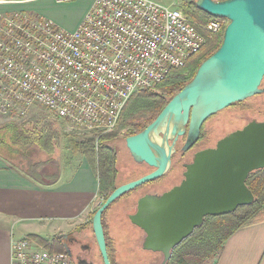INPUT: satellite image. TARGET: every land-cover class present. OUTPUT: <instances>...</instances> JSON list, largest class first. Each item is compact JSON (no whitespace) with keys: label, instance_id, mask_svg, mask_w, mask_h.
Here are the masks:
<instances>
[{"label":"built area","instance_id":"1","mask_svg":"<svg viewBox=\"0 0 264 264\" xmlns=\"http://www.w3.org/2000/svg\"><path fill=\"white\" fill-rule=\"evenodd\" d=\"M226 25L212 18L196 26L151 0H94L71 32L40 16L0 14V118L42 107L98 141L117 127L131 97L183 69L205 36L221 35ZM11 264L74 262L24 238L11 243Z\"/></svg>","mask_w":264,"mask_h":264},{"label":"water","instance_id":"2","mask_svg":"<svg viewBox=\"0 0 264 264\" xmlns=\"http://www.w3.org/2000/svg\"><path fill=\"white\" fill-rule=\"evenodd\" d=\"M195 6L211 18L227 21L222 43L149 125L125 139L133 161L154 171L114 189L93 214L91 227L103 264H110L102 226L105 210L125 194L161 178L180 137H186L182 148L186 151L196 142L206 119L264 93L260 88L264 78V0H196ZM262 169L264 122H250L219 140L215 148L196 153L178 186L159 197L145 196L138 201L130 221L146 234L144 250L168 258L205 218L250 206L254 197L245 182L251 173Z\"/></svg>","mask_w":264,"mask_h":264},{"label":"rangeland","instance_id":"3","mask_svg":"<svg viewBox=\"0 0 264 264\" xmlns=\"http://www.w3.org/2000/svg\"><path fill=\"white\" fill-rule=\"evenodd\" d=\"M151 1L165 7H173L182 13L185 12L189 4L196 2V0ZM55 2L56 0H0V14L9 15L20 9L18 12L23 14L40 16L47 20L48 18H51L56 24H54L56 27L68 31L71 30L75 23L82 17V15H84L90 4V0H74L63 3ZM208 42L209 41H207L202 51L188 62L186 68H192L194 63L202 62L201 59L204 58L210 49L211 44ZM261 86L264 88V79ZM150 91L157 94L161 92L158 87ZM151 115L150 112H147L146 114L137 116V119L139 120V123H142L148 120ZM253 119L264 121V94L234 104L217 113L208 123V126H212V132L208 135V141H205L209 144H215L217 140L225 136L228 132L242 127ZM122 123L123 122L120 121L117 127L110 133V135H113L112 138L100 142L101 146L109 147L115 153L114 169L118 172V181H123L127 178L129 172L136 168L125 147V139L127 138L129 131L124 129V127H121ZM7 124L21 125L28 130L29 134L32 133L31 128L36 129L37 132H42L49 137L51 144L50 149L43 151L33 144V146L28 145L24 147L13 144L12 135L8 134V132L3 129ZM0 130V155L2 158L9 160L13 166L24 169L25 172L31 173L36 171V173H41L42 175L57 174L59 166L64 165L69 161L74 160V163L78 161L82 154L73 144L85 139H94L89 134H82L76 131L69 123L56 118L42 107H34L30 109L23 118L18 120L0 118ZM98 143L99 141L95 140L96 147ZM84 158L96 166L94 161L85 156ZM147 170L150 171V169L144 166L142 169L138 170V172L143 174L146 173ZM174 172L176 174L177 168H173L172 175ZM102 202L103 199L99 197L91 211L88 223L83 226L84 228L80 229L91 246L96 264H102V261L92 233L91 220L95 210ZM129 210L131 211L132 208L128 209V211ZM108 215L109 213H106L103 223L105 233L109 239L107 244L110 259L113 264H131L135 256H140L142 251L139 252L135 246V241L131 240L127 235L128 232L125 235L121 231L119 224L112 226V224L107 223ZM137 245L140 247L141 241H137ZM211 263L212 261L208 260L203 264Z\"/></svg>","mask_w":264,"mask_h":264},{"label":"crops","instance_id":"4","mask_svg":"<svg viewBox=\"0 0 264 264\" xmlns=\"http://www.w3.org/2000/svg\"><path fill=\"white\" fill-rule=\"evenodd\" d=\"M93 1L68 32L79 27ZM65 164L57 174L42 175L25 172L0 155V264H11L14 241L30 236L52 241L88 223L100 197L98 171L83 155ZM211 264H264V220L237 230Z\"/></svg>","mask_w":264,"mask_h":264},{"label":"trees","instance_id":"5","mask_svg":"<svg viewBox=\"0 0 264 264\" xmlns=\"http://www.w3.org/2000/svg\"><path fill=\"white\" fill-rule=\"evenodd\" d=\"M183 15L196 26L206 24L212 19L199 11L195 3L189 4ZM222 36L223 32L221 35L213 38L205 36L211 45L209 52L201 59L202 62L220 47ZM195 56L191 57L188 62ZM202 62L194 63L192 68L189 69L186 68V64L183 69L172 70L167 79L158 86L161 91L158 94L152 91H141L136 96L131 97L123 109L120 118V121L123 122L121 127L129 131L127 137L138 134L149 125L169 100L191 81ZM147 112H150L152 115L145 122L139 123L137 116L146 114ZM3 129L12 135V143L15 145L23 147L34 145L43 151L51 147L49 137L39 130L37 132L34 128H31V134L21 125L7 124ZM112 137L113 135L110 134L100 137L97 147L94 139H85L73 144L83 156L94 161L96 164L99 178V195H103V200L112 191V188H110L112 183H105L102 178L114 174L115 153L111 148L101 146L100 142ZM246 186L253 194L254 202L250 206L240 207L228 215L205 218L202 226L195 229L192 235L176 251V258H179L177 259L178 264H203L208 260L215 261L220 256L225 242L231 235L242 227L264 220V169L252 173L246 180ZM29 239L49 251L63 252L62 247L57 244L56 239L51 242L36 236H30Z\"/></svg>","mask_w":264,"mask_h":264},{"label":"flooded vegetation","instance_id":"6","mask_svg":"<svg viewBox=\"0 0 264 264\" xmlns=\"http://www.w3.org/2000/svg\"><path fill=\"white\" fill-rule=\"evenodd\" d=\"M261 85H262V83H261ZM260 88H263V87L260 86ZM235 104H238V103H235ZM219 112H217V113H219ZM215 115L209 117L208 119H206L204 121V123L202 124V126L199 130V136H198L196 142L188 150L183 151V149H182L184 144H185L186 137L183 136V137H180L178 139V141L174 145V152L171 156L169 169L161 178H159L155 181H152L150 183L144 184V185L132 190L131 192H129V193L125 194L124 196L120 197L119 199H117L113 204H111L107 208V210H105V212L102 215V226H103L105 242H106V247H107V252H108L110 264H113V263H112L110 256H109V250H108V244H107V241L109 239L105 233L104 223H103L106 213H109L107 223L112 224V226H116L117 224H119V226H120L119 228L121 229V231L125 235L128 232L127 235L130 237L131 240L135 241V246L137 247L139 252L142 251L140 256H137V255L135 256V258L131 264H178L177 259H179V258H176V251L179 249L180 245L186 239L183 240L179 245L175 246L170 251L168 258H166L165 255L161 252H153L150 250H144L143 244H144L146 234L139 227L132 224V222L130 221V217L136 214L137 204L141 198H144L145 196L159 197L162 194L170 191L172 188L178 186L182 182V180L184 179L183 174L185 173V166L192 163L193 158H194L196 153L204 151V150L215 148V146L219 140L223 139L224 137L228 136L229 134H231L235 131L242 130L250 122H253V121L257 122V123L264 122V121H258V120L253 119V120L247 122L242 127L228 132L225 136H223L222 138L217 140L215 142V144H209L206 141H208V139H207L208 135L212 132V126H208V123ZM169 144H171V142H169ZM134 164H135L136 168H134L133 171H130L127 178H125L123 181L117 180L118 172L116 171V169L113 170L114 174L112 176L111 175L107 176V177L104 176L102 178L103 181L105 183L107 182L108 184L112 183L110 188H112V191H114V189L118 188L119 186L130 183V182L135 181V180H138L139 178H141V177H143V176L154 171L153 168H149L148 166H146L144 164H137L135 162H134ZM144 166H146L148 169H150V171L147 170V172L143 173V174L139 173L138 170L142 169V167H144ZM173 168L174 169L177 168V172H176V174L174 172V174L172 175ZM245 184H246V182H245ZM100 197L103 198V195ZM104 201L105 200H103V202ZM131 208H132V210L128 211V209H131ZM106 225H108V224H106ZM113 228H115V227H113ZM85 238H86V236L84 235V233L82 231H78L76 233L62 234V235L56 237L55 239H56L57 244L62 247L63 251H65L69 255V257L72 259L74 264H96L95 260H94L95 258L92 254L91 246L89 245V243L87 242V240ZM137 241H141L140 247L137 245ZM100 258H101V256H100ZM101 261H102V259H101ZM102 264H103V262H102Z\"/></svg>","mask_w":264,"mask_h":264}]
</instances>
